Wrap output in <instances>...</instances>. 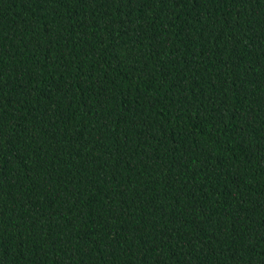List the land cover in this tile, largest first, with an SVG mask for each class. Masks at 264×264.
Segmentation results:
<instances>
[{"label":"trees","instance_id":"1","mask_svg":"<svg viewBox=\"0 0 264 264\" xmlns=\"http://www.w3.org/2000/svg\"><path fill=\"white\" fill-rule=\"evenodd\" d=\"M0 264H264V0H0Z\"/></svg>","mask_w":264,"mask_h":264}]
</instances>
